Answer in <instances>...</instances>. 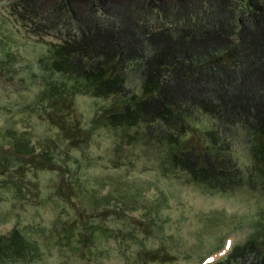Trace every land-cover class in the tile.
<instances>
[{
	"label": "trees",
	"instance_id": "trees-1",
	"mask_svg": "<svg viewBox=\"0 0 264 264\" xmlns=\"http://www.w3.org/2000/svg\"><path fill=\"white\" fill-rule=\"evenodd\" d=\"M14 1L31 18L42 17L43 26L64 30L61 41L37 56L34 72L18 74L24 90L34 91L31 117L47 121L56 136L33 140L30 117L23 119L28 128L7 127V140L0 136V188L19 194L26 172L49 170L59 176L55 191L65 203L78 198L90 189L92 157L82 146L105 128L113 130L115 148L151 141L165 176L184 173L186 183L219 192L245 183L264 190V0ZM148 10L154 21L146 20ZM5 60L0 57V74ZM78 94L105 100L86 122ZM72 147L84 155L74 156ZM129 215L118 203L96 214L81 209L55 228L75 231L71 249L91 258L86 249L98 232L139 239V226L104 223ZM259 229L212 264H264ZM169 253L143 245L136 263L167 262ZM41 256L39 238L17 224L0 233V264H36Z\"/></svg>",
	"mask_w": 264,
	"mask_h": 264
},
{
	"label": "rangeland",
	"instance_id": "rangeland-1",
	"mask_svg": "<svg viewBox=\"0 0 264 264\" xmlns=\"http://www.w3.org/2000/svg\"><path fill=\"white\" fill-rule=\"evenodd\" d=\"M18 5L14 0H0V57L6 58L0 74V136L10 134L7 127L28 128L23 119L30 117L32 127L28 132L37 141L51 133L56 136V129L47 121L31 117L28 104L34 91L24 90L18 74L35 71L37 56L61 41L64 26L45 27L42 17L31 18ZM148 12L146 20L154 21V11ZM75 103L86 122L105 100L78 94ZM13 114L15 117L8 120ZM115 140L113 130L101 128L82 146L92 157L86 167L90 189L67 203L55 191L58 174L49 170L26 172L19 194L13 188H0V233L17 224L38 237L42 256L36 264H137L136 252L143 245L170 251L171 260L151 264H212L242 243L256 225L260 226L258 238L264 236L263 189L245 183L235 190L219 192L186 183L184 173H162L159 154L150 146L151 141L144 139L134 147H126L125 141L115 148ZM58 146L64 147L62 141ZM69 152L84 155L80 148L72 147ZM116 203L129 209L131 219L115 222L107 218L104 223L124 230L139 226V239L132 240L124 233L98 232L95 242L90 243L93 248L86 249L92 252L91 258H80L71 249L76 243L75 231L65 235L55 228L61 219L72 218L81 209L96 214ZM142 224L144 229H140ZM252 256L249 253L248 258Z\"/></svg>",
	"mask_w": 264,
	"mask_h": 264
}]
</instances>
